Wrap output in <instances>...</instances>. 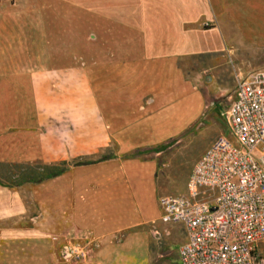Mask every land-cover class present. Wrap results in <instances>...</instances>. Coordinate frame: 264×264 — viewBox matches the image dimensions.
<instances>
[{
  "label": "rangeland",
  "instance_id": "rangeland-1",
  "mask_svg": "<svg viewBox=\"0 0 264 264\" xmlns=\"http://www.w3.org/2000/svg\"><path fill=\"white\" fill-rule=\"evenodd\" d=\"M37 3L0 0V72L58 73L32 80L35 94L21 95L26 104L16 113L18 119L0 96V264H176L185 233L160 222L159 199L185 192L190 169L218 135L233 142L223 114L236 83L248 76L239 68L243 63L212 54L180 57L174 75L176 81L182 80L180 86L159 88L155 102L151 95L134 108L146 115L172 112L182 130L175 134L164 130L157 144L128 149L122 147V114L133 102L124 101V93L131 88L144 92L124 81L135 76L131 66L142 56L131 45L135 39L116 37L111 51L107 45L111 37L105 36L107 44L101 49L95 18L72 10L38 15L34 7L41 3L47 9L49 1ZM95 74L101 76L99 82L94 81ZM172 94L174 101L168 102ZM109 154L116 158L86 168L70 167L78 160L96 161ZM150 161L156 168L150 198L141 204L146 219L113 237L120 243L133 234L132 246L111 259L110 248H101L92 234L72 232L68 220L72 196L87 183L104 195L122 194L127 182L112 174L147 176L142 168ZM44 165H60L65 172L33 183ZM69 246L82 248L84 260L73 263L63 258Z\"/></svg>",
  "mask_w": 264,
  "mask_h": 264
},
{
  "label": "crops",
  "instance_id": "crops-1",
  "mask_svg": "<svg viewBox=\"0 0 264 264\" xmlns=\"http://www.w3.org/2000/svg\"><path fill=\"white\" fill-rule=\"evenodd\" d=\"M37 1L35 4H38ZM45 1H49V7L46 9V5L42 7L40 3L34 7V13L61 15L72 10L95 18L98 21L96 35L101 36L97 37V44L100 43L101 49L105 36L111 37V42L105 43L111 51L117 44L116 37L124 35L135 39L131 45L137 47L134 52L142 56L137 59L139 62L131 66L135 76L124 81L126 85L140 86V91L144 92H134L131 88V92L124 93L123 100L133 102L122 114V147L128 149L157 144L164 130L170 134L182 130L172 112L164 114L163 111H155L146 115L139 108H134L138 100L142 101L151 95L150 101L155 102L157 98L154 99V96H158L155 92L160 91L159 88L180 86L182 80L176 81L174 78L175 66L180 57L198 54L229 56L243 63L239 68L248 76L264 69V0ZM54 74L58 75L53 71L35 70L0 72L2 103L7 105L9 102L11 108L7 105V110L12 109L13 117L18 119L16 113L24 110L26 104L21 95L35 94L32 80L40 77L47 80ZM100 78L95 74L94 81L99 82ZM41 93H46V90ZM174 98L172 94L167 100L172 102ZM164 117L167 118L165 125ZM155 168V163L150 161L142 168L148 171L147 176L137 173L112 174L118 176L116 179L127 182L122 194L119 191L104 195L99 191L100 188L91 183L83 185L82 192L74 194L70 203L68 220L72 232L92 234L101 248H110L111 259H115L125 246H132L131 233L120 243L113 240V237L118 233L132 231L146 219L147 210L141 204L150 198L151 178Z\"/></svg>",
  "mask_w": 264,
  "mask_h": 264
},
{
  "label": "built area",
  "instance_id": "built-area-1",
  "mask_svg": "<svg viewBox=\"0 0 264 264\" xmlns=\"http://www.w3.org/2000/svg\"><path fill=\"white\" fill-rule=\"evenodd\" d=\"M218 135L188 174L185 192L159 199L160 222L185 239L176 264H264V69L236 83ZM79 247L63 258L84 260Z\"/></svg>",
  "mask_w": 264,
  "mask_h": 264
},
{
  "label": "trees",
  "instance_id": "trees-1",
  "mask_svg": "<svg viewBox=\"0 0 264 264\" xmlns=\"http://www.w3.org/2000/svg\"><path fill=\"white\" fill-rule=\"evenodd\" d=\"M115 158H116V156L114 154H109L106 156H100V158H98L96 161L86 162V161L78 160V161L74 162L70 167L71 168H79V167H83V166L88 167V166L96 165L99 163L109 162V161L114 160ZM60 165H65V164L62 163ZM60 165H57V166L44 165V166H42L43 171L40 175V178L38 180L34 181L33 183L39 184L41 182H44L47 179H54L56 177H59L60 175H62L65 172V168H61Z\"/></svg>",
  "mask_w": 264,
  "mask_h": 264
}]
</instances>
